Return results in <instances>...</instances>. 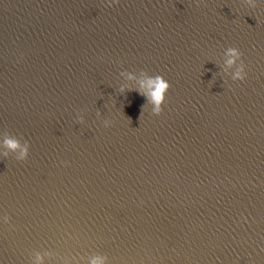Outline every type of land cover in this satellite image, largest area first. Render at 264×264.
Here are the masks:
<instances>
[{"label": "water", "instance_id": "water-1", "mask_svg": "<svg viewBox=\"0 0 264 264\" xmlns=\"http://www.w3.org/2000/svg\"><path fill=\"white\" fill-rule=\"evenodd\" d=\"M94 262L264 264V0H0V264Z\"/></svg>", "mask_w": 264, "mask_h": 264}, {"label": "clouds", "instance_id": "clouds-1", "mask_svg": "<svg viewBox=\"0 0 264 264\" xmlns=\"http://www.w3.org/2000/svg\"><path fill=\"white\" fill-rule=\"evenodd\" d=\"M117 2H119V0H117ZM228 52L231 56L235 57V59L228 60V64L230 66L236 63V59L241 60V69L236 72L234 79L238 81L245 80L247 78V73L243 71V53L236 47H229ZM148 87L151 89L149 93L151 102L155 105L154 114L160 115L163 112V105L166 103L167 93L169 92L171 85L162 75H156L155 77L149 78ZM5 144L8 149H11L13 151L21 148L19 141L13 138L7 139L5 141ZM5 155H7V153H5ZM27 157L28 149L27 147H24L19 159L21 161H25L27 160Z\"/></svg>", "mask_w": 264, "mask_h": 264}]
</instances>
